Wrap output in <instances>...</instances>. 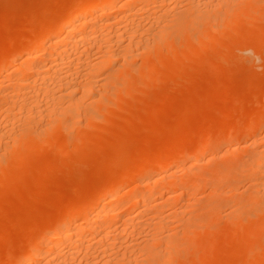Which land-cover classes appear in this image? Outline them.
<instances>
[{"label": "rangeland", "instance_id": "374dc122", "mask_svg": "<svg viewBox=\"0 0 264 264\" xmlns=\"http://www.w3.org/2000/svg\"><path fill=\"white\" fill-rule=\"evenodd\" d=\"M69 2H71V0H0V48H3V45H5L3 49H8L9 46H15L16 43L19 42L17 37L26 35L29 29L37 27L36 23H38L39 20L44 23L40 22V26L42 24L43 26L41 27L44 30L46 22L48 25L47 20H49L50 24V19L54 20V18H57L59 15L58 11ZM171 2L173 3L174 1ZM258 2L259 4H257ZM172 3L171 5H174L173 8L169 4L171 9L168 6L167 8H169V10H165V12L169 11L168 13L173 14L174 12L171 10L175 11L176 7L177 9L182 7V5L176 6ZM176 4L178 5L179 2ZM250 5L258 12H251L245 19L241 17L238 20L240 22L235 21L236 23H231L232 25L229 27H224V29H226L224 31L221 29L222 33L221 30H219L220 32H215V34L217 33L215 37L214 35H212L213 37H208L207 39L209 40L205 39L199 46L195 41L187 40V42H184L185 45L182 43L179 46L180 49H178L177 52L178 56L174 58L170 57L171 55L168 57V55L163 54V61L159 63L156 59L157 57H153L157 53L156 50L153 49V51L146 52V54H142L141 52L135 55L134 58L132 57L130 62L126 63V65L124 64L128 68H126L120 60L115 61L113 67L112 64L107 66L110 69L105 67L107 70L104 68L105 71L103 70V74L100 73V75L95 77L100 80L98 82V80L95 79L97 80L96 84H98L96 85L98 89L95 88V90L97 89L99 92L101 90L100 93L102 94L94 90L97 92V99H95V97L94 100L89 97L88 100L87 98L84 99V103L89 100L95 103L91 107L93 108L92 110H88L87 107H85V110L83 108L88 114H85L83 111L77 115V119L75 120L79 121V127L77 125L74 126L75 129L72 128L74 130L71 129L68 131L69 133L66 132V134L65 132H61L60 129L56 130V133H58V131H60V133L55 135V139L52 138L49 142L47 140L42 142L45 145L42 144L40 150V147H38V150L35 148L33 151L29 150L30 153H28L29 151L27 152L25 148L18 149L19 151L16 152L17 157L9 159L8 163L3 167L5 170H3L2 175L0 174V264H9L20 250L28 246L45 224L47 225L50 221L52 222L53 219L55 220V217L57 218L68 211L70 205L73 206L78 200L92 193L96 188L102 186L103 183L105 184L106 181L113 180L119 170L131 169L127 167H132L133 170L135 167L145 164V161L147 162L149 158L159 154L160 152H157L160 148H163V146L166 147L170 145L167 147L168 152L179 154L184 151L193 150V148L202 144V142H206L207 139L209 141L212 140V142H210V145L206 149L201 151L200 154L202 156L200 155V158H202L201 160L203 163L201 162L202 164L198 163L195 165L193 170L196 173L193 171L191 172L192 174H188V172H184L186 174H183L182 172L181 168L183 167L180 165L183 166L187 163L192 164L193 159L188 155L180 156L175 159L172 164L173 166L171 165L173 168L169 166L164 169L166 172L167 170L170 172L171 170H178L179 172H177L181 174L177 173L179 177L177 174L176 177L179 179L181 178L183 181L189 178L196 180V182H193V179H189L190 183L196 184L193 187H191V185L189 190L185 189L188 193L183 192L182 199H171L174 202H168L169 205L168 203L166 205L163 204V210L157 212V214L161 212L158 214L159 216L157 215V220H164L172 226L166 222L163 224H168V227L171 226L174 228H171L172 230L168 229V227L164 229L162 226L166 225H162L161 227L163 229L161 228L160 230H164V233L162 231L160 232L168 234L170 241L176 238L177 241H180L177 242L174 240V244H172V254L169 253L170 257H172L170 258L168 256L169 260H167V264H264V192H262L264 184L263 181H261L264 178V168H262L263 170H256L257 172H254L255 168L252 166L254 170H250L252 169L251 164L246 161V159L248 160L250 158V155H260V153L262 154L264 151V109L262 108L264 107V0H253ZM257 5L261 8H255ZM57 7L61 8L59 9ZM155 7L157 6H152L153 9H156V11H154L159 14L158 11L160 12L161 9ZM113 10L116 9L113 8L112 11ZM163 12L162 10V13ZM256 12L259 15H256ZM150 18L153 19L154 16L152 17L151 15ZM150 18L148 20H150ZM152 19L150 20V24L149 21H146V26L155 24V19ZM44 20L46 22H44ZM249 26H251V28ZM42 28L40 29L38 25V29L42 30ZM147 39L149 41L153 40L152 35L151 38L148 37ZM213 40H215L216 43L215 41L213 42ZM41 44L44 43H34L30 41L24 43L27 49L30 48L29 50L35 47H42ZM182 47H184V49ZM160 51L162 52L163 50L160 49ZM93 52L95 53L94 57L98 56L97 52ZM164 57H167L166 60L168 59V61L165 62ZM24 59L25 58L20 57V60ZM10 63L11 65L9 64L7 68H11L6 69L9 71L4 70L3 73L1 72L0 79L19 71L17 70L18 65H16L17 63L14 59L10 60ZM112 68L114 69L112 70ZM117 69L118 71H116ZM80 70L84 71L82 68H80ZM78 72L80 76H78L77 79L84 77L82 74L85 75V72ZM110 72L117 74L114 75L115 78L112 82H109L111 78L107 79L109 78L107 75ZM169 72L172 73L170 74ZM83 79H85V77L80 80L84 81ZM110 84H112L114 88H117V90L108 89V87L111 88ZM106 89L109 91H106ZM110 91H112L113 95ZM93 95L95 96L96 93H93ZM102 101L105 102L102 103ZM89 103L90 101L86 104ZM255 109L256 111H262L259 114L260 116H254V118L252 116L257 113L254 111ZM89 111H92L91 117L93 116V118H90ZM84 114L85 116H83ZM86 116L88 117L87 120ZM168 131L172 134L168 135ZM230 132L231 134H229ZM227 136H229V138ZM169 138L173 139L174 142L172 144L169 142L172 141V139L169 140ZM167 142L169 145H167ZM47 144H49V147ZM58 148L61 149L59 150ZM257 150H259L260 153ZM10 160L15 161L10 162ZM242 162H246V164L250 166L243 167L239 165ZM121 165L122 168L120 169L119 166L121 167ZM225 165H229V167ZM222 167H225V169L223 168V170ZM229 168L230 170L233 169V171H229ZM220 170L222 173L225 170L230 173L226 172L229 175L224 176ZM164 171L163 169L160 170L162 173L160 174L164 175ZM259 171H263V173H261L263 176ZM143 174V172H140L131 175L128 181L126 180L127 183L120 192L130 191L133 187L132 185L138 182L137 178L139 180ZM182 174L186 176L184 177L185 179L180 176ZM216 174H218V176ZM220 175L223 177L222 180H225L222 181L223 183H221L222 177ZM224 177L226 178L224 179ZM203 180H205V182L207 180V182L205 183ZM213 185L216 186L213 187ZM195 187L196 189H194ZM259 187H262V189L260 188L262 191H259ZM215 188H217V190ZM229 189L233 190L229 193ZM256 191L261 192V194L259 192L258 194L263 196V198L260 196L262 199L259 198L258 201H255L252 197L253 194H251L254 192V194H256L254 197L257 196L258 194ZM215 192H218V194ZM220 193L222 194L220 195ZM242 193H244V195ZM247 193H249L252 198ZM209 197L210 199L208 200ZM160 198V200H162V198L167 197L163 196ZM158 200L159 198H157V201ZM165 206H170V208H166ZM183 207H186V209L184 208L183 210ZM191 207H193V209H191ZM128 208H131V205ZM187 208H190V211ZM234 209H236V213ZM177 210L178 213L176 214ZM182 210L184 212H182ZM135 211L136 210L132 209L130 214L134 212L132 215H135L137 213V211ZM202 212H204V214ZM152 213L153 212H151V214ZM202 214L205 217L201 216ZM257 214H259V216H257ZM146 216L151 217V215L146 214L143 216L144 218H140L145 221L142 220L143 222L141 221V225L136 224L137 227L139 226V230L135 228L136 225H133L134 227H131L132 225L128 227L131 233L127 232V234L133 235L130 237L126 234L127 241H125V244L127 243V246L122 243L124 241L121 242L119 240V242L123 244V246L121 244V246H119L118 243V249L116 246V250L119 251L120 254L125 249L123 254L126 255L129 252V255L135 256L133 255L134 250L126 251L127 248H129V250L132 248L128 246H134L132 249H135V254L137 255L136 250L139 246L146 244V239L150 241L151 237L149 236H151L152 232L154 234L155 231H159L160 227H156L157 230L155 229V231H152L154 229L153 227L156 225L159 226V224H156L158 221L153 223L152 220H149ZM163 216H167V218ZM200 216L201 218H197ZM252 216L257 218H251ZM180 219L182 220L180 221ZM153 221L155 222V220ZM152 224L156 225L153 226ZM195 225L198 228H193ZM176 226L180 227L178 228ZM151 227L152 230L150 231ZM133 229L134 233H132ZM182 229L185 231L180 232ZM190 231H193L192 235ZM153 234L152 237H154ZM181 234L182 236H180ZM196 235H198L197 238ZM160 236H162V234ZM124 238L125 237H122L121 240ZM180 238H184L186 241L184 239L179 240ZM166 240H163V242ZM163 242H159L160 246ZM167 244L168 242L165 246L170 249L171 246L169 247ZM179 245L183 246L180 247ZM162 246H158V249L161 248V252L164 248L167 249L164 246L162 248ZM116 250L115 248L112 249V251L110 250L111 253L114 252V256H116L115 254H119V252L116 253ZM166 251L169 250H164V252ZM249 253L251 254L249 255ZM99 255L97 257L101 258ZM143 257V259H139V261H144H142L143 264H152L156 259L155 257L151 258L152 256H147V258H145V256ZM159 258L160 257H158V259ZM97 264L101 263L97 262Z\"/></svg>", "mask_w": 264, "mask_h": 264}, {"label": "bare ground", "instance_id": "6f19581e", "mask_svg": "<svg viewBox=\"0 0 264 264\" xmlns=\"http://www.w3.org/2000/svg\"><path fill=\"white\" fill-rule=\"evenodd\" d=\"M171 1H174V2L172 3ZM169 2H171L172 4H175L176 6L182 5V7L181 8L179 7L178 9L176 7L175 11L171 10L174 12L173 14L168 13L169 11L165 12V10H169V8H167L169 6V4L171 5V3H169ZM178 2H179V4L177 5L176 3H178ZM250 2L252 3L253 0H71V2L66 3L67 5L66 4L64 5V7L66 6L65 8L62 7V8H64L62 11H60L62 9L61 7H60L61 9L59 7H57L60 9L59 11L61 13L58 11L59 15H58V13H57L58 16L55 14L57 16V18H54V20L50 19L51 20L50 24H49V20H47L48 25H47V22L44 20V22H46V26L44 27V30L41 27L43 25L41 24V26H40V22L41 23H43V22L41 20H39V22L36 23L37 25L34 24L37 27H33V28L29 29V31L27 32L26 35H22V36L17 37V40L19 42H17L15 46H13V47L9 46V48L8 49L5 48V49H7V50H5V49H3L5 47V45L1 44L4 47L0 48V74H1V72L3 73L4 70L11 68V67L7 68V67L9 66V64L11 65L12 62L10 63V60H12V59H14L16 61V63H17L16 65H18L17 70H19V71L15 72V73H11L7 77L0 79V174L2 175L3 170H5V169H3V167H5V165L8 163V160L17 157L16 152L19 151L18 149H24L25 148L27 150V152L29 150L33 151V149H35V148H37V150H38V147L42 146V144L45 145L44 143H42V142H45V140H47L49 142L50 139L51 140H52V138L55 139V137H56L55 135L60 133V131H58V133H56V130L60 129L61 132H65V134H66V132L69 133L68 131L71 130L72 128H74V126L79 125L78 124L79 121L75 120V119H77L76 118L77 115L80 112H83L85 110V107H87L88 110H92L93 108H91V107L95 103V102H92V100H94V97H95V99L98 98V97H96L97 92H95V91L98 89L96 87V85H98V84H96V82H97V80H98V82L100 80L95 78V77H97V75H100V73L103 74L102 72L105 71V69H106L105 67L109 66L110 64H112V67H113V63H115V61H117V60L122 61L123 65L124 64L126 65V63L130 62L132 57L134 58L135 55H138L141 52H142V54L143 53L146 54V52L153 51V49H155L157 53L154 56L152 54V56L157 57L156 59L159 63L163 61L164 55H168V57H169V55H171L170 57L174 58V57L178 56L177 52H178V49H180L179 46L182 43L184 44V42H187V40L195 41L196 43H198V46H199L202 44L201 42H203L205 39L209 40V39H207L208 37H210L212 35H214V37H215V35L217 34V33L215 34V32H220L219 30H221V29H223V31H224L227 27L232 25L233 22H235V21L240 22L238 20L241 17L245 19V17H247V15L251 14V12L257 11V10L253 9L254 7L252 8V5H250L251 4ZM257 4H259V2ZM154 5L157 6L155 8L159 7L161 9L160 12L157 10L159 14H157L155 12L156 9L152 8V6L154 7ZM171 6H169L170 9H171ZM173 6H172V8H173ZM113 8L116 9V10H113L116 12L112 11ZM255 8L259 9L261 7H259L257 5V6H255ZM162 10L164 11L163 13H162ZM263 13H264V11H263ZM253 14H255V13H253ZM151 15H152V17L154 16L153 19H155V24L154 25L153 24L148 25V23H147L148 26H146V24H145L146 21L147 22L149 21V24H150V20L152 19V18H150ZM256 15H259V14L257 13ZM149 18H150V20H148ZM250 18H251V16H250ZM38 25H39L40 29L42 28V30L38 29ZM224 27H226V28L224 29ZM249 27L251 28V26H249ZM221 33H222V30H221ZM21 34H19V35H21ZM151 35H152L153 40L149 41L147 38L148 37L151 38ZM146 36H148V37L145 38ZM12 37H14V36H12ZM26 41H30V42H34V43L35 42H42L44 44H41L42 47H38V48L35 47L34 49L29 50L30 48L27 49L24 45V43ZM125 41H126V43H125ZM214 41L215 40H213V42ZM123 42H124V44H123ZM215 43H216V41H215ZM202 46H204V45H202ZM115 47H117V48H115ZM182 48L184 49V47H182ZM160 49L163 51L161 52ZM196 50H198V49H196ZM93 51L97 52L98 56L94 57L95 53ZM192 52H193V50H192ZM146 56H148V55H146ZM20 57H23L25 59L20 60ZM143 57H141V58H143ZM164 58H165V60H164L165 62L168 61V59L166 60L167 57H164ZM118 64H119V61H118ZM164 64H166V63H164ZM123 65H122V67H123ZM146 65H144V66H146ZM248 65H250V64H248ZM80 68H82L84 71L80 70ZM108 68L109 67H107V69ZM126 68H128V67H126ZM161 68H163V67H161ZM177 68H179V67H177ZM113 69L114 68H112V70ZM118 69L116 71H118ZM136 69H134V70H136ZM77 70L80 72L81 71L85 72V75L82 74V76L85 77V79H83L84 81L80 80L84 77L77 79L78 76H80V74ZM122 70H123V68H122ZM6 71H9V70H6ZM138 71H141V70H138ZM175 71H177V70H175ZM135 73H141V72H135ZM161 73H163V72H161ZM114 75H117V74H115L114 72H110L107 75V77H109L107 79L111 78V80H109V82L114 81V78H115ZM160 76H162V75H160ZM98 78H99V76H98ZM95 79H97V80H95ZM103 80H105V79H103ZM101 84H103V83H101ZM110 85H111V88L108 87V89H110V90L114 89L115 91L117 90V88H114V86L112 84H110ZM112 86H113V88H112ZM95 88H97V89L95 90ZM106 91H109V90L106 89ZM100 92H101V90H100ZM93 93H96V95L94 96ZM110 93L112 94V91H110ZM100 94H102V93H100ZM88 97L92 100H89L90 103L86 104L89 102V101H87L89 99ZM86 98H87V100H86L87 102L84 103L85 102L84 99H86ZM262 100H263V98H262ZM103 102H105V101H102V103ZM255 103H256V101H255ZM97 107L99 108V106H97ZM249 107H250V105H249ZM83 108H84V110H83ZM262 108L264 109V107H262ZM99 109H101V108H99ZM256 109H258V108H256ZM256 109L254 111H256ZM261 111L262 110H257L256 111L257 113H255L252 117L260 116L259 114L261 113ZM84 112H85V114H88V112H86V111H84ZM89 113H90V115H89L90 118H93V116L91 117L92 111H89ZM93 113H94V110H93ZM249 113H250V111H249ZM249 113H248V115H249ZM85 114L83 116H85ZM79 117H78V119H79ZM87 119H88V117L86 116V120ZM243 122H244V120H243ZM245 122H246V120H245ZM80 124H81V121H80ZM215 128H213V129H215ZM74 129H72V130H74ZM167 130H169V129H167ZM229 131H230V129H229ZM231 131H233V130H231ZM166 134H167V132H166ZM171 134L172 133H170V132L168 133V135H171ZM229 134H231V132ZM63 137H62V140H63ZM227 137L229 138V136H227ZM46 138H48V139H46ZM170 139H172V138H169V140ZM230 139H231V137H230ZM169 142H171V144H172L174 141L172 139V141H169ZM210 142H212V140L209 141L207 139L206 142H202V144L193 148V150L191 149V151H184L183 153H179V154L169 153L167 147H169L170 145L167 142L168 143L167 145H169V146H166V147L163 146V148H160L157 152V153H159V152L160 153L153 156L152 158H149V159L147 158L148 160H147V162L145 161V164L140 165L138 167H135V169H133V170H132V167H127V168H131V169L126 168L127 170H125V169H121L122 165H121V167L119 166V168L121 170H119L116 173L113 180H110L108 182L106 181L107 183L106 182H105V184L103 183L102 186H99V188H96L94 191H92V193H90L86 197H84L78 201L76 200L77 202L73 206L70 205V208L68 209V211H66L62 215L58 216L57 218L55 217V220L53 219V221L52 222L50 221V223H48L47 225L46 224L44 226L42 225L43 227L41 228V230L37 234L35 233L36 236L28 244V246L25 249L20 250L17 255L15 254L16 256L13 258V260L10 263H9V261H10L9 260L8 263L9 264H97V262H99L101 264H119V263L120 264H139V263L143 264L142 263L143 260L139 261L140 258L143 259L144 258L143 256H145V258H147V256L148 257L152 256L151 258H153V257L156 258L155 262H153L152 264H154V263H156V264H167V262H168L167 260H169L168 256L170 257L169 253H171L172 248H173L172 244H174V240L177 241V238L174 239L173 241L172 240L170 241L169 235L163 234L164 230L162 231L160 229L162 227L164 229H167L166 227H168L171 224H169L168 222H166L164 220L163 221L157 220L158 219L157 215L159 213H161V212H159L157 214V212L160 210L161 211L163 210L162 209V208H164L163 204L166 205L168 202L170 203V201L174 202L173 201L174 199H177V200L179 198L182 199L183 198V192L184 193L186 192L185 189L189 190L190 189L189 187L191 185H192L191 187H193L196 183L195 184L190 183V180H192L193 178L192 179L189 178L190 180L186 178L187 180H185V181L181 180V178L179 179L178 174H181V173H178L179 172L178 170H173V171L171 170V172L167 170V172H166V171H164V169L171 166L174 163L173 161L175 159L179 158L180 156H187L188 155L191 157V159H193V161L191 160L192 164H188V163L186 164L185 163L186 165H183V166L180 165L181 167H183V168H181V167L180 168L182 169L183 174H186L187 172H188V174L193 172L194 171L193 168H195V165L202 162V160H201L202 158H200L202 156L200 154L201 151L203 149H206L210 145ZM216 144H217V141H216ZM48 145L49 144H47V146ZM232 147H234V146H232ZM40 149H41V147L39 148V150ZM55 149H57V148H55ZM214 150H213V153H214ZM34 151H36V150H34ZM257 151L259 152V150H257ZM28 153H30V151ZM119 155H120V153H119ZM263 156H264V151L262 152V154L260 153V155H257V154L250 155V158L248 160L245 157L244 158L246 159V161H248V163L251 164V167L253 166L255 168V170H254V168L252 167V169H250V170H254V172H257L258 170H263L262 168H264V157ZM217 157H219V156H217ZM213 158H212V160H213ZM187 160H190V159H187ZM14 161L15 160H10V162H14ZM121 161H122V159H121ZM184 162H186V161H184ZM223 162H225V161H223ZM11 164H13V163H11ZM239 165H242L243 167L250 166V165L246 164V162H242ZM172 166H171V168H173ZM227 166L229 167V165H227ZM110 168H112V167H110ZM223 168L225 169V167H222V169ZM238 168H241V167H238ZM238 168H236V169H238ZM162 169L165 173V174L163 173L164 175H161L162 173L160 172V170H162ZM99 170H101V169H99ZM107 170H109V169H107ZM197 170H198V168H197ZM228 170L233 171V169L230 170V168ZM199 171H200V169H199ZM229 171L225 170L222 173L220 170V172L222 174H224V176L229 175L228 173H226ZM140 172H143L144 174L139 180L137 178L138 182H135L136 184L135 185L133 184L132 185L133 187L131 186L132 189L130 191H125V192L122 191V193H121L120 191L122 190L124 185L127 183L126 180L128 181V178L131 177V175H134V174L140 173ZM184 172H186V173H184ZM235 172H232V173H235ZM261 173H263V171H261L260 174ZM176 174L178 175V177H176L177 176ZM183 174L180 176L182 178L186 177V176H183ZM216 175L218 176V174H216ZM263 175H264V173H263ZM241 176H242V174H241ZM225 178L226 177H224V179ZM222 179H223V177L221 178V183H223L222 181H225ZM263 179L261 180V177H260V180L263 181V184H264ZM234 180H237V179H234ZM238 180H239V178H238ZM192 181L196 182V180H194V179ZM203 181L205 182V180H203ZM203 181H201V182H203ZM230 181H231V178H230ZM206 182H207V180H206ZM213 184H215V183H213ZM214 186H216V185H213V187ZM196 187L194 189H196ZM263 187H264V185H263ZM260 188L262 189V187L258 188L259 191H262V190H260ZM215 189L217 190V188H215ZM231 190H233V189H231ZM231 190L229 191V193L231 192ZM193 191H195V190H193ZM225 191H226V189H225ZM252 191H254V190H252ZM258 192H257V194H258ZM262 192H264V189ZM186 193H188V191ZM195 193H197V192H195ZM212 193H213V191H212ZM215 193L218 194V192H215ZM222 193H223V190H222ZM222 193H220V195ZM244 193H242V194L244 195ZM259 193L261 194V192H259ZM164 194H166V195H164ZM224 194H225V192H224ZM247 194L249 195V193H247ZM251 194H253L252 197L254 198L255 201H258L259 198L260 199L263 198V196H261L259 194L254 197V195H256V194H254V192H252ZM262 195H263V193H262ZM163 196H166L167 198H162V200H160L161 199L160 197H163ZM250 197H246V198H250ZM157 198H159L158 201H157ZM171 199H173V200H171ZM209 199H210V197L208 198V200ZM239 199H240V197H239ZM161 201H164V202H161ZM213 202H215V201H213ZM244 202H246V201H244ZM169 203H168V205H169ZM190 203H192V202H190ZM129 204L131 205V208H128V207H130ZM189 204H187V205H189ZM249 205H251V204H249ZM171 206H173V205H171ZM181 206H182V204H181ZM165 207L170 208V206H168V207L165 206ZM184 208L186 209V207H183V210H184ZM225 208H227V207H225ZM132 209L137 211L138 214L136 213L135 214L136 216L132 215L134 212L132 214H130ZM191 209H193V207H191ZM66 210H67V208H66ZM183 210H182V212H184ZM235 210L236 209H234V212H235ZM185 211H187V210H185ZM151 212H153L152 213L153 216H152ZM154 213H155V215H154ZM177 213H178V210H177L176 214ZM202 213L204 214V212H202ZM211 213H212V211H211ZM213 213H214V209H213ZM246 213H247V211H246ZM146 214L151 215V217L146 216V218H148L149 220L151 219L153 223H156L158 221L156 224H159V226H157L156 224H155L156 226L152 224L155 227H153L154 228L153 230L151 227L150 231L151 230L155 231L156 227H158V228L160 227L159 231L156 229L158 232L155 231L154 234L152 232L151 236H149V237H151V239H150V241H149V239H146L147 240V242H145L146 244H143L142 246H139L140 243L138 244L139 250L138 249H137L138 251L136 250L137 255L135 254V249H132L134 246H128V247H130V248L132 247V248L130 250H129V248H127L126 251H133L134 250L133 255H135V256L129 255L128 254L129 252L126 255L123 254L125 249L121 253L123 255H121L120 252L116 250V246H117V249L119 248V246H121V245L123 246V244H121L119 242V240L121 242L124 241L122 243L125 244V241H127L126 240L127 235L130 237H132L131 235H133V234H131V235L127 234V232L131 233L128 230V229H130L128 227L131 225H132L131 227H134L133 225H136V224L141 225L140 223L143 219H140V218H142ZM173 214H172V216H173ZM180 214H181V211H180ZM203 214L201 216H203ZM208 214H209V211H208ZM213 215H215V214H213ZM201 216L197 217V218H201ZM257 216H259V214H257ZM161 217H162V214H161ZM163 217L167 218V216H163ZM203 217H205V216H203ZM216 217H217V215H216ZM254 217L252 216L251 218H254ZM256 218H254V219H256ZM160 219H162V218H160ZM175 219H176V217H175ZM153 220H155V222ZM181 220L182 219H180V221ZM202 220H203V218H202ZM251 220H249V221H251ZM143 221H145V220H143ZM146 221H147V219H146ZM204 221H202V222H204ZM165 222L168 223L169 225L163 224ZM202 224H204V223H202ZM247 224H248V222H247ZM144 225H145V223H144ZM162 225H166V226H162ZM177 225H178V223H177ZM171 226L168 227V229H170V230L174 229ZM138 227L136 225L135 228L138 229ZM176 227H178V226H176ZM194 227H196V225L193 226V228ZM260 227H262V226H260ZM182 228H183V226H182ZM196 228H198V227H196ZM183 229L180 232H184L185 230H183ZM188 229H190V228H188ZM203 229H205V228H203ZM160 231H162L163 233ZM173 232H174V230H173ZM132 233H134V229H133ZM152 234L154 235V237H152ZM161 234H162V236H160ZM192 234H193V231L191 232V235ZM123 235H125V236H123ZM163 235H165V236H163ZM156 236H158L160 238H158ZM180 236H182V234ZM197 236L198 235H196V238H197ZM122 237H125V238L123 240H121ZM136 237H134V238H136ZM165 237H166V239L168 238L167 239L168 241L165 239ZM187 238H189V237H187ZM183 239L180 238L179 240H183ZM163 240H166V241L163 242ZM161 241L163 242V244L165 242L166 243L168 242L167 245H169V247L171 246L170 249H168V247L165 246L166 243L164 245L161 243V246L163 245L164 247L167 248V249L164 248V250H169V251H166L167 254H166V252H164V250L161 252L160 251L161 248L158 249L159 247H161L160 243H159ZM169 241L173 242V243H170ZM140 242H141V240H140ZM177 242H180V241H177ZM118 243H119V246H118ZM125 245L127 246V243ZM156 245H157V247H156ZM163 246H162V248H163ZM181 246H183V245H181ZM113 247L115 248L116 253L119 252L120 255L115 254L116 256H114V252L111 253L112 249H114ZM180 252H181V250H180ZM250 254L251 253H249V255ZM98 255L101 258H98L97 257ZM174 256H175V254H174ZM96 257L100 260H98ZM158 257H160V258L158 259ZM156 260H158V261H156ZM171 264H173V263H171Z\"/></svg>", "mask_w": 264, "mask_h": 264}]
</instances>
